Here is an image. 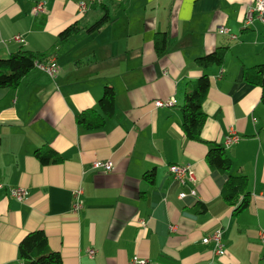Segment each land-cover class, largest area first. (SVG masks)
<instances>
[{
  "label": "crops",
  "instance_id": "crops-1",
  "mask_svg": "<svg viewBox=\"0 0 264 264\" xmlns=\"http://www.w3.org/2000/svg\"><path fill=\"white\" fill-rule=\"evenodd\" d=\"M79 1L0 0V57L23 45L45 51L59 67L54 79L33 69L17 88H0V182L29 192L21 202L0 190V264L16 263L19 241L35 229L44 230L64 264H129L134 257L147 264H264V105L261 89L242 79L264 62V25L250 14L255 0H101L84 16ZM37 4L43 11L36 14ZM95 5L114 20L57 42L70 23L85 28L98 20ZM160 32L168 43L158 56ZM16 35L23 41H13ZM217 47L227 51L209 70L201 137L224 147L228 174L247 177L239 197L247 194L249 204L236 213L220 194L226 175L209 168L207 146L181 128L184 90L201 76L193 61ZM105 86L116 92L114 115L85 129L76 115L99 112ZM155 99L176 104L156 108ZM232 133L239 140L226 147ZM43 146L64 160L41 165L33 151ZM94 160H111L114 169L95 171ZM172 163L190 166L196 197H178L191 184L173 179ZM78 187L83 207L76 213ZM217 229L221 256L201 242Z\"/></svg>",
  "mask_w": 264,
  "mask_h": 264
},
{
  "label": "trees",
  "instance_id": "trees-1",
  "mask_svg": "<svg viewBox=\"0 0 264 264\" xmlns=\"http://www.w3.org/2000/svg\"><path fill=\"white\" fill-rule=\"evenodd\" d=\"M122 5L123 1H120L117 4L118 7H121ZM110 15L108 9L104 7V12L100 18L88 27H79L77 22L70 23L59 31L57 34V42L64 43L82 30H85L87 33H93L100 30L106 23H110L114 20ZM12 40L18 42L14 37ZM167 43L168 37L165 32L155 34L154 47L158 56H161L166 52ZM226 51V47H217L213 51L200 56L193 61V64L200 70L201 76L184 90L183 103L181 105V128L188 140L199 142L207 146L205 160L209 168L212 171L226 175L224 178L225 180L220 186V194L224 202L231 207L232 213H236L248 207L249 204L247 194L239 197L241 193L240 191L247 187V177L244 175L228 174L227 172L230 169L231 161L226 155L224 147L215 142L204 140L201 137V130L207 118L206 113L202 109V104L210 90V81L208 78L209 70L213 66L219 67L223 64ZM46 55L47 53L45 51H32L24 48L23 45H20L18 49L13 51L9 56L0 57V88H17L22 79L33 69H37L38 71L47 74L35 65L36 61H46ZM47 76L52 79L56 77H51L48 74ZM242 79L246 83L258 86L261 89V102L264 105V62L256 64L249 69H245L242 73ZM156 100L158 99L153 101V105L156 108H159V106L155 105ZM97 108L99 112L95 109L81 111L76 115V122L82 125L85 129H97L102 127L106 119L114 115L116 109V92L112 86L104 87L102 95L97 102ZM33 156L41 165L59 164L64 160L63 156L58 151L49 146L36 148L33 151ZM173 164L176 163L169 164L168 169ZM171 175L173 177L172 173ZM153 176V173L144 175V177L149 179L151 184H153ZM173 179L175 180L174 177ZM7 188L10 187L5 185L4 189L8 191ZM17 250L18 261L14 264H64L60 253L49 247L48 238L43 229H35L25 233L18 243Z\"/></svg>",
  "mask_w": 264,
  "mask_h": 264
},
{
  "label": "built area",
  "instance_id": "built-area-1",
  "mask_svg": "<svg viewBox=\"0 0 264 264\" xmlns=\"http://www.w3.org/2000/svg\"><path fill=\"white\" fill-rule=\"evenodd\" d=\"M101 0H80L78 2V12L80 14L86 13V11L90 8L91 5L94 3L100 2ZM255 8H263V15L261 17H255L257 18L263 25H264V0H255L254 4L252 6V11L250 12L251 15L254 16V10ZM34 13L42 12V6L41 4H37L34 9ZM251 17V16H250ZM220 33H226L227 30L224 28H220ZM234 37V36H233ZM14 39L18 42H22V37L19 35L14 36ZM35 65L41 69L42 71L46 72L49 76L55 77L58 71V65L54 58L48 59L43 62H35ZM176 104L175 99H166V100H156L155 105L156 106H173ZM239 140V137L237 134L232 133L226 136L224 144L225 146H229L233 143H236ZM91 168L94 170H99L103 172H109L113 169V162L111 160H94L91 163ZM170 172L173 174V177L176 181H178L181 185H186L187 183H190L191 186L188 192H180L178 194V197L180 199L186 197L187 195H191L193 197H196V188L193 186L195 185V177L193 175V172L189 165H178L173 164L170 166ZM5 185L0 183V190L4 189ZM9 195L18 201H23L26 199L28 195L27 189L24 187H10L7 188ZM82 195V189L80 187L74 188L72 190V211L73 212H80V210L83 207V202L81 199ZM222 236H223V229H217L213 233H211L208 236H204L201 239V242L203 244L213 243L212 251L216 256H221L224 254L225 249L224 245L222 243ZM258 237L261 240L262 243H264V230L258 231ZM95 250L89 249L88 250V257L92 258L94 256ZM129 264H147V261L144 259H138L137 257H134Z\"/></svg>",
  "mask_w": 264,
  "mask_h": 264
},
{
  "label": "rangeland",
  "instance_id": "rangeland-1",
  "mask_svg": "<svg viewBox=\"0 0 264 264\" xmlns=\"http://www.w3.org/2000/svg\"><path fill=\"white\" fill-rule=\"evenodd\" d=\"M93 10H96L97 12H100L101 14L103 13V10H101V7L99 6V5H95L92 9H91V11H93ZM100 13H94V12H92V15L94 16H98L99 17V15H100ZM83 15V14H82ZM85 15V14H84ZM83 15V16H84ZM86 33L87 32H85V34L84 35H86ZM48 60V59H47Z\"/></svg>",
  "mask_w": 264,
  "mask_h": 264
},
{
  "label": "bare ground",
  "instance_id": "bare-ground-1",
  "mask_svg": "<svg viewBox=\"0 0 264 264\" xmlns=\"http://www.w3.org/2000/svg\"><path fill=\"white\" fill-rule=\"evenodd\" d=\"M263 15V8H255L254 17H261Z\"/></svg>",
  "mask_w": 264,
  "mask_h": 264
}]
</instances>
